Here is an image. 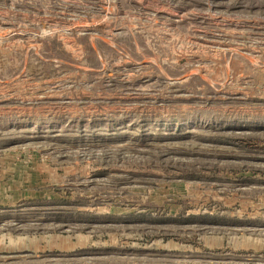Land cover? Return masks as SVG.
Returning <instances> with one entry per match:
<instances>
[{"label": "rangeland", "instance_id": "rangeland-1", "mask_svg": "<svg viewBox=\"0 0 264 264\" xmlns=\"http://www.w3.org/2000/svg\"><path fill=\"white\" fill-rule=\"evenodd\" d=\"M0 264H264V0H0Z\"/></svg>", "mask_w": 264, "mask_h": 264}]
</instances>
